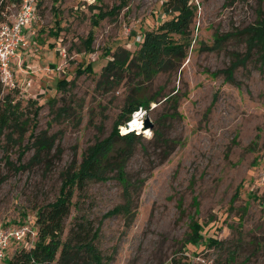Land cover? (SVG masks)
<instances>
[{
    "label": "rangeland",
    "instance_id": "obj_1",
    "mask_svg": "<svg viewBox=\"0 0 264 264\" xmlns=\"http://www.w3.org/2000/svg\"><path fill=\"white\" fill-rule=\"evenodd\" d=\"M166 1L40 3L35 38L18 49L16 87L8 89L0 80V106L10 95L22 119L30 120L22 138L19 133L8 138L10 130L0 138V221L37 228V210L58 197L63 173L110 134L130 97L141 96L154 99L149 109H139L147 113L141 117L144 129L154 135L149 140L141 131L127 163L136 186L133 222L127 226L123 215L105 217L125 202L117 179L91 181L73 198L96 225L102 222L96 244L104 264H264V189L258 182L264 160V73L255 51L240 61L233 81L224 72L246 55L242 31L262 19L264 0H190L195 14L190 36L173 35L190 41L183 61L174 60L144 85L135 70L119 82H104L103 69L115 52L135 54L146 31L178 14L167 10ZM17 6L0 0V21ZM115 6V13L100 16V8L109 12ZM90 32L94 40L88 47ZM226 34L231 37L216 48V39ZM89 64L91 72L77 74ZM61 80L67 85L58 86ZM147 119L152 127L145 126ZM43 131L56 136L55 147L33 167L17 170L30 161L33 136ZM78 214L74 205L62 242ZM193 221L203 225L197 243L190 239ZM210 238L221 245H210ZM26 244L14 245L1 264H9Z\"/></svg>",
    "mask_w": 264,
    "mask_h": 264
},
{
    "label": "trees",
    "instance_id": "obj_2",
    "mask_svg": "<svg viewBox=\"0 0 264 264\" xmlns=\"http://www.w3.org/2000/svg\"><path fill=\"white\" fill-rule=\"evenodd\" d=\"M19 8L22 0H12ZM190 0H167V10L178 12L170 20L163 21L160 26L153 31L144 33L140 49L134 54L128 49H121L113 54V58L103 69L102 80L121 81L124 73L135 70V74L142 80L139 84L152 81L162 70L169 68L174 60L183 61L187 57V48L190 41L179 42L174 39V34H179L182 38L190 36L191 24L195 14L189 6ZM98 8V6H94ZM119 6H115L109 12L102 11L100 16L105 17L115 13ZM2 8H0V12ZM3 13V12H2ZM0 17L1 14H0ZM255 24L246 27L242 33L246 35L245 43L247 53L244 58H237V61L225 69L228 80H234V70L240 61L249 60L253 51L256 52L261 71L264 73V16ZM6 18L1 19V23ZM0 23V24H1ZM231 34H226L216 39V48H219L223 41L230 38ZM94 40L93 32H90L85 43L89 47ZM254 52V53H255ZM92 71V65L77 70V74ZM103 82V81H102ZM67 85L66 80H61L58 86ZM139 87H136V89ZM171 97V96H170ZM169 97V98H170ZM151 99H144L141 96L133 99L129 98L127 105L116 120L110 134L91 145L79 165L71 166L63 173V180L60 186L58 197L38 208L36 214V225L38 230L37 242L31 247H25L17 252L9 264H104V256L96 244L101 231V223L95 224L89 214L85 212L81 202H73L77 192L83 194L91 181H108L117 179L122 187L125 202L115 206L105 214V217L123 215L126 225L129 226L136 215L134 192L135 183L129 179L127 163L134 153V144L140 135L131 131L126 135L120 134V127L127 126L132 119L133 113L141 107L150 108ZM18 102L13 103L10 95L6 96L4 105L0 106V138L6 130L8 138L13 133H19L22 138L30 125L29 118L22 119L18 109ZM38 110L34 112L37 116ZM37 126L35 121L33 127ZM34 155L27 164H20L17 170L31 168L41 162L44 155L51 152L55 147L57 138L55 135L48 136L47 131H43L37 136H33ZM121 144V145H120ZM26 149L20 155V161ZM237 197V194L234 198ZM76 206L79 214L74 218V224L69 231L65 242L61 241V235L65 228V221L72 213V207ZM84 211V212H83ZM203 225L199 222H192L191 241L196 242L202 239L201 231ZM197 243V242H196ZM210 245H221V241L210 238ZM107 261V260H106ZM238 264V263H237Z\"/></svg>",
    "mask_w": 264,
    "mask_h": 264
},
{
    "label": "built area",
    "instance_id": "obj_3",
    "mask_svg": "<svg viewBox=\"0 0 264 264\" xmlns=\"http://www.w3.org/2000/svg\"><path fill=\"white\" fill-rule=\"evenodd\" d=\"M42 1L22 0L17 11L0 24V80L8 89L17 85L16 67L21 64L18 49L33 42L35 32L32 26L38 17V7ZM260 170L258 182L264 189V160ZM37 237L38 230L34 226L7 225L0 221V264L14 245L27 242L25 246L31 247Z\"/></svg>",
    "mask_w": 264,
    "mask_h": 264
},
{
    "label": "clouds",
    "instance_id": "obj_4",
    "mask_svg": "<svg viewBox=\"0 0 264 264\" xmlns=\"http://www.w3.org/2000/svg\"><path fill=\"white\" fill-rule=\"evenodd\" d=\"M153 108L156 107L155 104L152 105ZM144 115H147L146 112H144L143 109L139 110L137 113L134 114V119L129 122V126L127 128H125L123 125L120 127V134L126 135L131 131H135L137 135L141 134V131H143V136L146 139H152L154 133L152 132V130L149 129H144V124H143V120L142 119H136L135 117H142Z\"/></svg>",
    "mask_w": 264,
    "mask_h": 264
},
{
    "label": "water",
    "instance_id": "obj_5",
    "mask_svg": "<svg viewBox=\"0 0 264 264\" xmlns=\"http://www.w3.org/2000/svg\"><path fill=\"white\" fill-rule=\"evenodd\" d=\"M146 127H152L153 124L152 122H150L148 119L146 120V124H145Z\"/></svg>",
    "mask_w": 264,
    "mask_h": 264
},
{
    "label": "bare ground",
    "instance_id": "obj_6",
    "mask_svg": "<svg viewBox=\"0 0 264 264\" xmlns=\"http://www.w3.org/2000/svg\"><path fill=\"white\" fill-rule=\"evenodd\" d=\"M135 118H136V119H141V117H135ZM133 119H134V118H133ZM133 119H132V120H133ZM132 120H131V121H132Z\"/></svg>",
    "mask_w": 264,
    "mask_h": 264
}]
</instances>
